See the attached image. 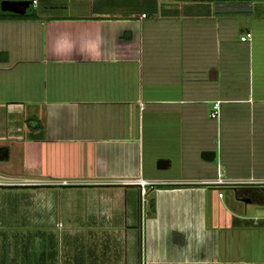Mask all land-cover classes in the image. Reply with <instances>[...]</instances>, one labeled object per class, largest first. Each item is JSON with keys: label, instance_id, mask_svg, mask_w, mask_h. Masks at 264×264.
Returning a JSON list of instances; mask_svg holds the SVG:
<instances>
[{"label": "crops", "instance_id": "crops-1", "mask_svg": "<svg viewBox=\"0 0 264 264\" xmlns=\"http://www.w3.org/2000/svg\"><path fill=\"white\" fill-rule=\"evenodd\" d=\"M32 1L0 18V175L53 213L48 187L90 196L76 264H264V0Z\"/></svg>", "mask_w": 264, "mask_h": 264}, {"label": "rangeland", "instance_id": "rangeland-1", "mask_svg": "<svg viewBox=\"0 0 264 264\" xmlns=\"http://www.w3.org/2000/svg\"><path fill=\"white\" fill-rule=\"evenodd\" d=\"M34 9L36 10V8ZM53 13L55 15L59 12L54 11ZM33 190L30 188H19L16 185L0 186V250L3 252L2 255L0 254V262L4 264L41 263L44 261L46 252L53 249L60 259L63 256L62 254L65 253V262L69 260V263L76 264V247L83 240L77 230L79 231V227L84 221L83 217L86 216L87 212L90 213L87 215H91V220L88 219L85 222L86 228L95 219L92 216L94 211L89 210L94 206L85 204L86 199H89L90 196L82 194L77 189L75 191L66 187H48V189H45L48 194L37 196V198L54 200L56 209H54L55 212L53 213L47 207L42 210L33 204L34 198L31 195ZM150 203L151 197L149 195L143 196V198L139 197L134 210H131L133 215H135L134 217L138 219L139 224L138 226L135 224L134 228H128V235L123 240L125 246L140 248V223L141 219H145L147 216L150 210ZM126 207V212H114L112 220L104 222L102 218H99L98 222H96L101 229H107V227H102L106 226L105 223H112L118 226L121 224L125 225L126 220L130 219L131 209L129 204ZM248 209V214L255 215L262 207L250 204ZM52 216L55 218L54 223H51ZM69 219H71V227L74 229L72 232L68 225ZM111 229H114V227H111ZM133 229H136L135 237L130 236Z\"/></svg>", "mask_w": 264, "mask_h": 264}, {"label": "built area", "instance_id": "built-area-1", "mask_svg": "<svg viewBox=\"0 0 264 264\" xmlns=\"http://www.w3.org/2000/svg\"><path fill=\"white\" fill-rule=\"evenodd\" d=\"M34 3L36 4V1H34ZM143 16H145V14H143ZM252 37V33L251 32H247L246 34L241 36V40L242 41H248L250 40ZM220 101L215 102L214 104V109L212 112V117L217 118L220 116ZM133 181H129L127 183H131ZM138 182H140L143 186L142 188V193L143 195L146 194V190L145 187L147 185H149L147 181L145 180H139ZM64 184H66L67 182H63ZM206 184H211V185H235V184H239L241 182L238 181H230V180H225L222 177L217 178L216 180H209L205 182ZM27 184H35V182L31 181V180H14V178L11 177H6V176H2L0 175V186H6V185H27ZM222 195V194H220Z\"/></svg>", "mask_w": 264, "mask_h": 264}, {"label": "water", "instance_id": "water-1", "mask_svg": "<svg viewBox=\"0 0 264 264\" xmlns=\"http://www.w3.org/2000/svg\"><path fill=\"white\" fill-rule=\"evenodd\" d=\"M1 8L4 12H10L18 15H26L33 11L32 0H4L1 2ZM216 155L214 151L203 152L202 156L206 160H213ZM9 157V150L6 147H0V160L7 159ZM159 163H164L161 160ZM264 192V184L260 187Z\"/></svg>", "mask_w": 264, "mask_h": 264}, {"label": "trees", "instance_id": "trees-1", "mask_svg": "<svg viewBox=\"0 0 264 264\" xmlns=\"http://www.w3.org/2000/svg\"><path fill=\"white\" fill-rule=\"evenodd\" d=\"M34 17L36 16V14L33 12V13H29V14H26V15H18V14H14V13H9V12H4L2 11L1 9V5H0V18L1 17ZM36 187H40V186H36Z\"/></svg>", "mask_w": 264, "mask_h": 264}]
</instances>
